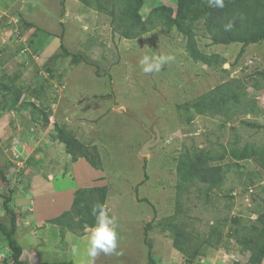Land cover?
<instances>
[{
	"label": "rangeland",
	"instance_id": "1",
	"mask_svg": "<svg viewBox=\"0 0 264 264\" xmlns=\"http://www.w3.org/2000/svg\"><path fill=\"white\" fill-rule=\"evenodd\" d=\"M160 4L174 6L176 0H144L141 16ZM196 41L202 53L223 58L227 72L194 62L185 51L186 39L174 30L165 34L157 27L124 39L107 13L78 0H0V82L14 80L22 92V105L10 110L11 96L0 91V169L6 176L5 182L0 179V223L9 226L3 200L10 195L19 212L16 239L31 229L29 215L55 218L70 209L72 189L105 185V211L115 218L118 246L111 254L100 253L95 264H148L143 239L147 224L154 264H245L232 217L242 218L241 227L250 228L254 212L264 211V171L253 159L235 167L226 156L220 187L207 191L197 182L189 191H179L176 168L179 156L194 149L219 153L246 143L264 148V130L242 124H264V80L257 75L264 68V39L249 45L236 63L240 44L212 45L201 22ZM77 54L82 58L73 57ZM168 55L174 59L160 71H143L144 56ZM224 82L240 96L223 108L231 116L184 110L185 104ZM56 126L96 148L100 170L83 159L72 162L55 138ZM14 138L22 151L19 158L6 148ZM53 189L63 200L69 196V207L61 212L60 203L44 204L42 195ZM29 200L34 202L32 213ZM170 223L184 227L191 245L200 243L199 256L188 259L173 248ZM41 226L43 261L88 264V244L81 246L76 238L91 232L73 234L65 251L67 236L60 237L58 226L48 220ZM219 233L221 243L216 244ZM73 245L79 248L76 256ZM6 250L0 232V264ZM24 254L28 264L38 263L26 258L27 249Z\"/></svg>",
	"mask_w": 264,
	"mask_h": 264
},
{
	"label": "trees",
	"instance_id": "2",
	"mask_svg": "<svg viewBox=\"0 0 264 264\" xmlns=\"http://www.w3.org/2000/svg\"><path fill=\"white\" fill-rule=\"evenodd\" d=\"M85 7L92 8L96 12H105L110 17V22L119 36L124 39H135L140 35L160 27L165 34L174 30L186 39L185 51L194 62H201L206 65H218L222 72H227L223 68L224 59L218 55L208 56L202 53L196 41L197 24L202 23L203 29L210 39L212 45L240 44V49L235 57V63L239 61L247 47L260 43L264 39V0H224V8L209 7L207 0H176L174 6L160 4L149 10L143 18L141 9L144 0H78ZM231 23L230 30H225L226 25ZM64 54L70 53L62 46ZM82 58L80 54L73 55ZM87 65L95 66L97 70L100 65L85 60ZM98 75V72H96ZM263 77L264 68L257 72ZM0 82V91H3L12 98L10 110H16L20 104L22 95L20 87L13 84ZM232 84L224 82L213 88L209 92L199 96L191 103L183 106L186 111H193L199 115L209 113L211 115L221 114L231 116L223 111L228 102L235 104L240 96L231 90ZM42 119L47 122L48 116L39 110ZM242 124L257 130H264V124L243 121ZM58 142L62 143L65 152L70 156L72 162L78 159L85 160L93 169L100 170L101 160L96 148L89 149L81 143L71 133L67 132L64 126L55 127ZM198 153V154H197ZM229 156L234 161L235 167L238 163L253 159L264 171V148L244 144L243 146L233 145L229 150L215 153L211 150L194 149L191 152L182 153L177 161V189L187 190L198 182L206 186V190L218 188L223 183L225 166L221 162ZM1 181H6L4 172L0 169ZM264 189V188H263ZM108 197V188L105 185L79 188L74 191L72 203L69 210L63 211L55 218L48 220V223L57 225L60 237L63 238L66 232H71L76 236H84L95 227L96 220L93 209L97 205L105 203ZM12 197L9 195L3 200V209L9 215V226L0 223V232L7 241L8 256L3 260V264H28L22 258V248L16 239L19 212L11 205ZM255 222L250 228L241 227L242 218L232 217L235 228L233 235L237 237L239 254L246 259L245 264H264V211H255ZM65 221V222H64ZM68 222V224H67ZM151 225L147 224L143 231L144 243L148 247V264H154L151 256V245L147 242L148 230ZM168 230L172 235L173 248L186 256L194 259L200 255L199 244L191 245L192 238L186 233L180 223L168 224ZM232 237V236H231ZM216 244H220L221 236L217 234ZM204 243L208 244L207 241ZM7 251V250H6ZM7 254V253H6ZM7 258V259H6ZM238 263V262H236ZM40 264H74L71 261L42 262Z\"/></svg>",
	"mask_w": 264,
	"mask_h": 264
},
{
	"label": "clouds",
	"instance_id": "3",
	"mask_svg": "<svg viewBox=\"0 0 264 264\" xmlns=\"http://www.w3.org/2000/svg\"><path fill=\"white\" fill-rule=\"evenodd\" d=\"M208 6L213 8H224V0H207ZM232 27L231 23L226 25L225 30H230ZM174 59L173 56H144L141 60L143 65V71L145 73L158 72L161 67L165 65L168 61ZM16 141H11V144L6 148L11 151V145ZM22 164V161L19 165ZM32 201L28 202L29 203ZM33 205V202H32ZM30 205V208H32ZM95 215L96 224L95 227L91 230V233L88 237V247H87V257L88 264H95V258L100 254H111L113 253L118 246V233L116 231L115 218L109 217L108 213L105 211L102 205H97L93 209ZM72 253L74 256L79 254V248L76 245L72 247Z\"/></svg>",
	"mask_w": 264,
	"mask_h": 264
},
{
	"label": "crops",
	"instance_id": "4",
	"mask_svg": "<svg viewBox=\"0 0 264 264\" xmlns=\"http://www.w3.org/2000/svg\"><path fill=\"white\" fill-rule=\"evenodd\" d=\"M92 173H94V172H92ZM77 186H80V184L77 185ZM95 186H97V185H95ZM54 190L55 189H53L52 192L51 191H48L46 195H42L44 197V199H45L44 204L45 205H48L49 204L50 207H51L53 205L52 203H56V204L60 203L61 204V207L63 206L62 207L63 209H59L60 212H61V210H64L65 208H67V206L69 207V204H68V202H69V196H67L66 200H63L62 198H60V192L54 191ZM75 190L76 189H72L73 192ZM29 201H32L33 202V200H29ZM59 201H61V202H59ZM64 203H66L65 206L63 205ZM71 203H72V200H71ZM33 206H34V202H33L32 208H30V207L27 208L28 211L31 212V213L33 211ZM67 209H65V210H67ZM52 218L53 217L46 216L45 214H43V213L41 214L40 212H38V213H36L34 215L33 214L29 215V218H27V219H29L30 220V224H32L31 229L29 231L27 229V232L28 233H26L25 235H23V237L17 238V242H18V244L22 248V258L25 257L24 252L27 249L28 256L26 258L27 259H30V262L31 263H32V260H38V263L37 264H40L42 262H49V261H43V260H46V258H44L45 255L43 253H41L40 250H42L41 249V244L43 243L41 241V239H44V238L41 237V236H39L38 235V232L40 233V231L44 227V226H41V222L44 221V220H50ZM18 231L19 230L17 229L16 232L18 233ZM17 233H16V236H18ZM65 236H67V241L65 242V245L64 246H65V251H67V248H68V246H67L68 243L67 242H68L69 237H71V236L72 237H75V236L72 233H69V232H67L65 234ZM88 237H89V234L87 236L82 237V238H76V239H77V241L80 242L81 246H84V245H87L88 243H86V242L83 243L82 242V239L88 241ZM71 239H73V238H71ZM6 253H9V252L6 251ZM35 254H37V255H35ZM50 262H58V261H50ZM71 262H73V261H71Z\"/></svg>",
	"mask_w": 264,
	"mask_h": 264
},
{
	"label": "built area",
	"instance_id": "5",
	"mask_svg": "<svg viewBox=\"0 0 264 264\" xmlns=\"http://www.w3.org/2000/svg\"><path fill=\"white\" fill-rule=\"evenodd\" d=\"M11 151L15 155V158L16 157H18V158L20 157L19 155L22 153V151L19 148L18 142H14L11 145ZM29 204L32 205V202H30Z\"/></svg>",
	"mask_w": 264,
	"mask_h": 264
},
{
	"label": "water",
	"instance_id": "6",
	"mask_svg": "<svg viewBox=\"0 0 264 264\" xmlns=\"http://www.w3.org/2000/svg\"><path fill=\"white\" fill-rule=\"evenodd\" d=\"M223 68H224V69L228 68V65H227V64H224V65H223Z\"/></svg>",
	"mask_w": 264,
	"mask_h": 264
},
{
	"label": "bare ground",
	"instance_id": "7",
	"mask_svg": "<svg viewBox=\"0 0 264 264\" xmlns=\"http://www.w3.org/2000/svg\"><path fill=\"white\" fill-rule=\"evenodd\" d=\"M65 222V221H64ZM67 224H68V222H67Z\"/></svg>",
	"mask_w": 264,
	"mask_h": 264
}]
</instances>
